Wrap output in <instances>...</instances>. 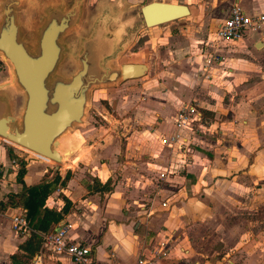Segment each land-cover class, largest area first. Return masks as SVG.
I'll return each instance as SVG.
<instances>
[{"label":"crops","instance_id":"crops-1","mask_svg":"<svg viewBox=\"0 0 264 264\" xmlns=\"http://www.w3.org/2000/svg\"><path fill=\"white\" fill-rule=\"evenodd\" d=\"M176 1L188 5L190 14L173 26L176 31L159 30L169 41V55L174 56L191 45L211 43L201 33L210 26L215 31L232 4H240L248 13L264 10V0ZM218 53L224 60L207 70L226 60L232 64L217 73L221 79L217 83L198 81L182 69L184 64L172 70L164 85L169 94L157 102L156 123L148 133H131L130 147L123 152H91L51 164L0 140V201L22 190L12 160L24 158L25 186L46 176L51 181L46 206L61 210L65 198L70 202L61 225L66 226L69 239L89 246L91 256L83 264H128L141 253L148 255L159 239L182 250L151 264H264V210L263 215L253 216L259 206L264 208V36L250 30L236 41L223 42ZM203 56L206 53L199 52V58L204 60ZM239 60L247 67L243 78ZM218 67L215 71H220ZM191 99L199 101L203 113L222 116L209 122L204 117L208 135L193 134L191 144L197 145H190L188 164L170 171V164L175 166L178 159L160 137L171 133L178 108ZM67 171L69 178L63 184ZM107 181L110 189L101 191ZM20 208L0 206V264H32L34 254L26 259L18 248L29 234L11 228L10 218ZM12 254L23 261L12 262ZM42 264L77 263L45 250Z\"/></svg>","mask_w":264,"mask_h":264},{"label":"rangeland","instance_id":"rangeland-1","mask_svg":"<svg viewBox=\"0 0 264 264\" xmlns=\"http://www.w3.org/2000/svg\"><path fill=\"white\" fill-rule=\"evenodd\" d=\"M1 1L0 19L2 15ZM149 1L152 0H83L81 11L75 23L61 37L63 52L56 74L63 77L69 76L78 68L79 63L76 57L82 49V42L94 34L96 28L100 25L103 27L105 35L114 34L116 36L117 46L115 47V53L112 54L113 59L110 60L111 66H118L122 62H142L150 65L149 70L141 77L119 80L111 85H94L90 88L84 123L74 125L73 128L82 133L85 141L69 159L77 155L83 158L91 152H117V150L123 152L130 147L128 143L130 144L133 135L129 138L128 136L131 133H148L157 120L156 115L158 114L156 113L159 104L157 102L161 103V99L169 94L168 88L164 86L166 80L169 78V74L172 75L174 68H181L180 64H184L182 69H187L189 75H194L198 81L210 82L212 79L214 83L221 80L217 73H221V69H226L232 64L226 60V63L223 62L224 64L218 65L219 67L214 66V68L218 67L220 71H215L214 68L205 69L204 60L201 57L199 58V52L208 55L205 43H202L201 47L191 45L190 50L183 48L181 52L175 55L176 57L172 54L169 55L170 53L167 51L169 41L164 34H159V30L169 28V30L176 31L177 28H173V26L185 21L186 16L146 27L142 21L140 6ZM72 2L73 0H20L15 8L16 21L19 25L20 37L31 51L36 48L38 31L47 17L48 10L58 8L64 11L71 6ZM173 2L184 3L176 0ZM201 36L212 39L214 37V26L203 30ZM123 43L124 45H122ZM184 57L186 63L182 59ZM105 62L107 64V59ZM236 64L239 65V71L242 74L239 76L243 78L247 67L243 65L241 60L237 61ZM0 84H6L5 87L1 88V91L9 96L11 113L13 117L19 119L24 95L12 79L11 70L1 56ZM171 89L174 88L171 87ZM144 101L148 103L145 105ZM142 106H146L149 112H145ZM214 115L215 113L210 114L204 110V117L207 122L216 118L219 119L222 116L221 114L219 117L214 118ZM138 126H140L141 131L137 130L139 129ZM69 131L73 130L70 129ZM207 132L209 131L202 125L195 126L193 134L208 135ZM0 140L7 142L1 136ZM12 144L17 152H28L32 159L41 158L49 160L48 162L51 164L57 163L27 148ZM196 145V143L191 144L192 147ZM164 147L168 150L166 146ZM141 150L145 152L143 148ZM263 210V205L259 206V209L253 211L255 213L253 216L263 215ZM262 225H264V218Z\"/></svg>","mask_w":264,"mask_h":264},{"label":"water","instance_id":"water-1","mask_svg":"<svg viewBox=\"0 0 264 264\" xmlns=\"http://www.w3.org/2000/svg\"><path fill=\"white\" fill-rule=\"evenodd\" d=\"M19 2L1 1L0 56L7 62L12 79L22 90L24 98L17 119L11 113L9 96L1 91L6 84H0V136L61 163L75 151L68 149L67 143L62 144L60 138L78 130L73 129L74 125L84 123L90 88L141 77L148 66L142 62L111 66L110 60L117 46L116 36L105 35L100 25L82 42V49L76 57L78 68L67 77L60 76L56 71L63 52L61 37L75 23L83 0H73L64 11L58 8L48 10L39 28L34 51L20 37L15 9ZM140 14L147 27L186 16L190 9L184 3L152 0L140 6ZM63 222L62 219L59 225Z\"/></svg>","mask_w":264,"mask_h":264},{"label":"built area","instance_id":"built-area-1","mask_svg":"<svg viewBox=\"0 0 264 264\" xmlns=\"http://www.w3.org/2000/svg\"><path fill=\"white\" fill-rule=\"evenodd\" d=\"M250 30H258L264 36V10L248 13L240 4H232L228 15L215 29L214 37L210 39L211 43L205 42V48L210 47V50H207L208 55L204 58V68L208 69L212 63L217 64L218 61L224 60V57L218 53L221 43L236 41ZM202 107L196 99L182 103L175 114L171 133L160 137L161 143L178 159L175 166L173 163L170 164V171L184 169L188 164L194 128L204 125ZM12 162L15 163L16 160L13 159ZM10 222L11 228L16 233L28 235L33 231L26 220L24 208H20L18 212L14 213ZM37 233L41 242L38 250L32 256V264H42V256L45 250L66 255L77 264L87 262L91 256L89 246L67 237L65 225H58L54 229L38 231ZM179 249L182 250V248L169 247L167 239H159L150 247L148 255L141 253L128 264H151L155 259L171 255L177 256Z\"/></svg>","mask_w":264,"mask_h":264},{"label":"trees","instance_id":"trees-1","mask_svg":"<svg viewBox=\"0 0 264 264\" xmlns=\"http://www.w3.org/2000/svg\"><path fill=\"white\" fill-rule=\"evenodd\" d=\"M14 158V154L10 152ZM16 180L22 183V190L19 193H8L7 200L0 201V206L15 207L21 206L26 211V220L31 226L33 231L28 237L18 245V248L24 251L26 259L31 257L40 246V236L38 231L43 232L51 229V227L58 223L63 215L68 211L70 202L65 198L64 204L61 210L48 208L45 204L46 198L51 190V181L46 179L44 176L40 182L25 186L23 184V175L26 172V160L24 158H16ZM69 171H67L64 177L61 179V183H65L69 178ZM59 176L55 177L54 180H58ZM108 181L100 186V190H109ZM13 215V214H12ZM12 262H22L17 259L16 254L11 255Z\"/></svg>","mask_w":264,"mask_h":264},{"label":"bare ground","instance_id":"bare-ground-1","mask_svg":"<svg viewBox=\"0 0 264 264\" xmlns=\"http://www.w3.org/2000/svg\"><path fill=\"white\" fill-rule=\"evenodd\" d=\"M60 141L62 142V144L63 143H67L68 149H70L72 151L74 150L76 152L80 148V146L84 143L85 138H84V136L82 135V133L80 131L75 130V131H73L71 133H68L67 135H63V137L60 138ZM24 148H26V147H24ZM28 150H30V149H28ZM30 151L34 152L33 150H30ZM45 158H47V157H45ZM69 158L70 157H67L66 160L69 159Z\"/></svg>","mask_w":264,"mask_h":264}]
</instances>
